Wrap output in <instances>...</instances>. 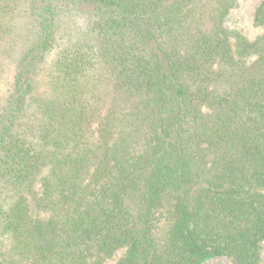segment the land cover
<instances>
[{
  "label": "trees",
  "instance_id": "16d2710c",
  "mask_svg": "<svg viewBox=\"0 0 264 264\" xmlns=\"http://www.w3.org/2000/svg\"><path fill=\"white\" fill-rule=\"evenodd\" d=\"M239 4L0 0V264H260L264 32Z\"/></svg>",
  "mask_w": 264,
  "mask_h": 264
},
{
  "label": "rangeland",
  "instance_id": "374dc122",
  "mask_svg": "<svg viewBox=\"0 0 264 264\" xmlns=\"http://www.w3.org/2000/svg\"><path fill=\"white\" fill-rule=\"evenodd\" d=\"M261 0H240L239 7L231 12L228 25L231 29H238L249 40L264 32V28H255L252 24L254 10ZM121 256V252L116 254V259ZM116 259L108 260L106 264H115ZM203 264H230L225 257H216L207 260ZM260 264H264V244L260 248Z\"/></svg>",
  "mask_w": 264,
  "mask_h": 264
}]
</instances>
